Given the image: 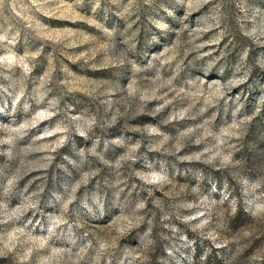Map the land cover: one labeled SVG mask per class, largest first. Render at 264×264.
I'll return each mask as SVG.
<instances>
[{
    "label": "rangeland",
    "instance_id": "rangeland-1",
    "mask_svg": "<svg viewBox=\"0 0 264 264\" xmlns=\"http://www.w3.org/2000/svg\"><path fill=\"white\" fill-rule=\"evenodd\" d=\"M0 264H264V0H0Z\"/></svg>",
    "mask_w": 264,
    "mask_h": 264
}]
</instances>
